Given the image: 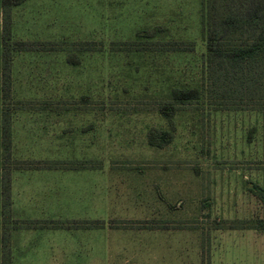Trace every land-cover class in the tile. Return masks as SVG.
Listing matches in <instances>:
<instances>
[{"label": "rangeland", "instance_id": "rangeland-1", "mask_svg": "<svg viewBox=\"0 0 264 264\" xmlns=\"http://www.w3.org/2000/svg\"><path fill=\"white\" fill-rule=\"evenodd\" d=\"M11 17L13 40L56 44L13 56L22 109L12 116V158L87 165L73 172L90 177L87 193L62 194L90 203L83 216L117 236L135 227V237L188 241L190 262L199 243L202 264L228 231L218 229L264 219V109L213 104L222 90L209 94L205 82L207 0H25ZM134 39L128 54L109 47ZM245 40L231 35L222 49ZM79 41L103 50L80 51ZM182 88L195 97L171 119L161 107Z\"/></svg>", "mask_w": 264, "mask_h": 264}, {"label": "crops", "instance_id": "crops-1", "mask_svg": "<svg viewBox=\"0 0 264 264\" xmlns=\"http://www.w3.org/2000/svg\"><path fill=\"white\" fill-rule=\"evenodd\" d=\"M88 170L12 172L11 210L13 218L20 222L10 236L12 264H202L199 243L196 257L190 262L182 248L188 241L183 245L174 244L168 238L158 240L156 235L135 237L132 231L135 227H127L126 236H117L109 229L108 222L93 219L91 215L83 216L86 204L90 203L82 198L62 197V194H86L90 177L73 172ZM82 182L84 186L78 184ZM93 221L102 222L94 225ZM218 230L228 231L218 241L213 239L208 264H264V237L252 235L249 229ZM247 255H251L248 260Z\"/></svg>", "mask_w": 264, "mask_h": 264}, {"label": "trees", "instance_id": "trees-1", "mask_svg": "<svg viewBox=\"0 0 264 264\" xmlns=\"http://www.w3.org/2000/svg\"><path fill=\"white\" fill-rule=\"evenodd\" d=\"M25 0H0V264H12L10 236L20 223L12 216L11 175L14 170L23 169H89L84 163L64 162L43 164L41 161H19L12 158V116L21 110L20 101L14 95L12 86V59L21 51H50L55 42L13 40L11 37V10ZM208 20L205 82L209 94L214 95L215 105L232 109H264V0H207ZM245 36L246 43L236 48L222 49L223 41L231 35ZM61 44V43H60ZM80 51L95 53L103 50V43L96 41L73 42ZM167 45L174 43L167 42ZM136 39L112 41L109 47L117 53L133 51ZM87 48V49H86ZM175 48V47H174ZM179 51L182 49H174ZM191 88L175 91L170 104L161 107V113L171 119L176 115L177 105L190 103L195 96ZM248 92V96H246ZM212 96V95H210ZM163 143L170 142L172 134L158 133ZM259 197L264 203V193ZM99 221H93L94 225ZM254 229L264 231V219H256L251 225L227 226L220 229Z\"/></svg>", "mask_w": 264, "mask_h": 264}]
</instances>
